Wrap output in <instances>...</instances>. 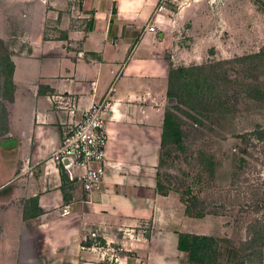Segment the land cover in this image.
<instances>
[{"label": "crops", "instance_id": "1", "mask_svg": "<svg viewBox=\"0 0 264 264\" xmlns=\"http://www.w3.org/2000/svg\"><path fill=\"white\" fill-rule=\"evenodd\" d=\"M205 1L155 12L158 0H0V69L5 59L13 65L11 86L0 75V264L152 257L149 240L166 233L156 174L168 72L192 54L177 34L187 18L212 12ZM226 4L214 5L222 20ZM147 24L153 30L143 31ZM108 89L103 188L87 194L50 155ZM145 218L157 229L148 241Z\"/></svg>", "mask_w": 264, "mask_h": 264}, {"label": "rangeland", "instance_id": "2", "mask_svg": "<svg viewBox=\"0 0 264 264\" xmlns=\"http://www.w3.org/2000/svg\"><path fill=\"white\" fill-rule=\"evenodd\" d=\"M207 1L212 12L204 10L197 23L187 18L177 34L179 45L193 51L177 66H200L199 78L211 87L191 99L166 97L164 111L173 112L180 123L181 148L162 149L157 173L167 192L161 208L166 233L160 242L149 240L153 258L145 255V264H197L178 250L173 234L181 232L216 240L219 252L212 264H264V238L253 242L254 249L246 247L250 225L264 218V206L254 211L264 202V137L251 134L264 131V5L226 0L229 13L222 20L214 5L224 0ZM155 227L145 218L146 241ZM231 249L239 252L232 262L226 259Z\"/></svg>", "mask_w": 264, "mask_h": 264}, {"label": "trees", "instance_id": "3", "mask_svg": "<svg viewBox=\"0 0 264 264\" xmlns=\"http://www.w3.org/2000/svg\"><path fill=\"white\" fill-rule=\"evenodd\" d=\"M1 45V42H0ZM5 65L1 68L3 74H5V82L7 85L11 84V72H12V63H9L7 59H5ZM200 66H177L171 67L168 72V84L166 97L169 100L179 101L180 98H193L194 96H203L205 93V89L211 87L208 84L205 78H199L197 72L200 70ZM198 70V71H197ZM253 135L257 136V138L262 139L264 137V131L254 130L252 131ZM181 127L179 121H177L176 115L170 110H165L162 118V126H161V149L159 154V164L162 161V149L169 145H174L176 147L181 148ZM243 140H247V135H241ZM174 149V148H170ZM239 161H243L240 159ZM157 183L156 189L162 195H166V188L162 185L158 173L156 174ZM62 183L66 181L65 174H62ZM31 205L37 204V197H32L29 199ZM264 206L263 203H259L255 205L254 211H259ZM36 208L35 206H32ZM37 211L39 208L36 209ZM186 212L189 213L192 211L191 206H186ZM197 216H200L201 213L196 212L193 213ZM249 232L251 234V239L249 244H247V250L254 249L256 245L253 243L257 239L264 238V218H256L254 222L250 225ZM264 245V241L260 244ZM177 248L178 250L185 252L187 255V259L191 263L197 264H206V263H214L216 260V256L219 252V248L217 247V242L213 237H209L207 235H195L191 233H178L177 235ZM237 249H231L227 251L226 259L229 261H233L234 258L238 255ZM243 264L242 262H240ZM234 264V263H232ZM239 264V263H238Z\"/></svg>", "mask_w": 264, "mask_h": 264}, {"label": "built area", "instance_id": "4", "mask_svg": "<svg viewBox=\"0 0 264 264\" xmlns=\"http://www.w3.org/2000/svg\"><path fill=\"white\" fill-rule=\"evenodd\" d=\"M172 2L174 0H158L155 12ZM147 28L153 30V27L147 24L143 31ZM110 90L108 89L100 100L92 102L78 120L70 121L59 146L50 155L52 162L70 169L73 182L79 184L87 194L100 192L103 188L108 142L104 115L109 106ZM68 207L65 205L64 213L68 212Z\"/></svg>", "mask_w": 264, "mask_h": 264}, {"label": "water", "instance_id": "5", "mask_svg": "<svg viewBox=\"0 0 264 264\" xmlns=\"http://www.w3.org/2000/svg\"><path fill=\"white\" fill-rule=\"evenodd\" d=\"M65 163H67V160H65Z\"/></svg>", "mask_w": 264, "mask_h": 264}]
</instances>
